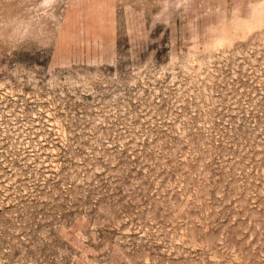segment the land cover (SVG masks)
<instances>
[{
  "label": "rangeland",
  "instance_id": "374dc122",
  "mask_svg": "<svg viewBox=\"0 0 264 264\" xmlns=\"http://www.w3.org/2000/svg\"><path fill=\"white\" fill-rule=\"evenodd\" d=\"M0 264H264V0H0Z\"/></svg>",
  "mask_w": 264,
  "mask_h": 264
},
{
  "label": "crops",
  "instance_id": "0c3cea01",
  "mask_svg": "<svg viewBox=\"0 0 264 264\" xmlns=\"http://www.w3.org/2000/svg\"><path fill=\"white\" fill-rule=\"evenodd\" d=\"M73 29V28H72ZM71 29V30H72ZM88 29H91V27H86V29L85 28H83V27H80V28H77L75 31H78L79 32V34H80V36H82V37H80V38H78V40H74V42L75 43H77V44H81V43H78V41L79 40H81V39H84L85 38V42L86 41H88L89 43L91 42H94L96 39H97V36H101L102 38H103V28L101 27V25L99 26V25H96V27L94 28L95 30H99L100 31V33H96V38H95V36L93 35V33H89V32H87V30ZM85 31V32H84ZM83 33V34H82ZM85 35V36H84ZM78 36V35H77ZM115 35H114V33L112 34L111 33V35L109 36V37H105L104 39L106 40V42L107 43H109V41H110V39L112 38V37H114ZM84 37V38H83ZM98 40V39H97ZM99 41V40H98ZM87 43V42H86ZM66 50H73V47H68Z\"/></svg>",
  "mask_w": 264,
  "mask_h": 264
}]
</instances>
